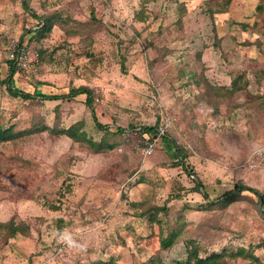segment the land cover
Returning <instances> with one entry per match:
<instances>
[{
	"label": "rangeland",
	"instance_id": "374dc122",
	"mask_svg": "<svg viewBox=\"0 0 264 264\" xmlns=\"http://www.w3.org/2000/svg\"><path fill=\"white\" fill-rule=\"evenodd\" d=\"M26 2L0 0V223L23 228L0 231V264H175L190 240L221 253L208 264H264L259 197L207 203L264 191V0ZM14 38L40 60L5 81ZM81 86L93 107L68 96ZM162 115L169 137L144 157L140 129Z\"/></svg>",
	"mask_w": 264,
	"mask_h": 264
},
{
	"label": "trees",
	"instance_id": "16d2710c",
	"mask_svg": "<svg viewBox=\"0 0 264 264\" xmlns=\"http://www.w3.org/2000/svg\"><path fill=\"white\" fill-rule=\"evenodd\" d=\"M25 4L27 5L26 0H24ZM45 25V22L43 19H41L38 24L36 25L37 27H34L33 30L35 31H42L43 26ZM33 37V36H32ZM32 40V38H30ZM11 61V66H12V73L9 75V78L5 81H8L10 79H12V74L14 73V68H17L16 63L14 62V60H10ZM4 81V82H5ZM240 81V79H239ZM13 82V81H12ZM9 86H8V90L12 95L15 96H22L23 98H33L35 95H38L42 98H55V99H59L60 95L57 94H46V93H42L41 92V84L39 83L36 86V90L35 93H31V92H27L24 90H20L17 87L12 86L10 83V81L8 82ZM239 85H241V83H239ZM82 94L85 93L86 94V104L93 107L94 106V97L92 96V90L88 87H76V88H72L70 90V93L68 94V96H75L78 94ZM66 96V94H65ZM158 125V124H157ZM157 125H153V126H146V127H142L140 129V134L143 138L146 137H150L153 135V133L155 132V129L157 127ZM76 126V125H75ZM74 130V127L72 128ZM118 131L121 132L123 131V128L119 127ZM1 135V134H0ZM169 137V130L166 132L164 138H168ZM176 143V142H175ZM177 145V144H176ZM107 146L108 148H112V144H107V145H103L100 143V147H104ZM178 153H179V157L180 159H178L177 161H175L173 163V165L178 166V165H182L184 167V170L191 176L192 174H195L192 168H189L188 165H186V152L184 151L183 148H181L180 146H178L177 148ZM194 186H192L189 191H193V192H203V194L208 198V194L206 193L207 191L205 190V185L202 182V180L200 179H194ZM243 191H249L252 192L253 194H255L256 196L259 197V203L261 202V197H264V191H260L258 188L256 187H251L248 186L246 184L243 183H236L234 188L227 191L226 193H224L222 196H219L217 199L215 200H210L208 198V202L209 205H217L219 206V208L221 207H226L228 206L232 201H235L236 199H238V197L241 196ZM22 226H16L14 224V221L11 222H1L0 223V231L2 230H6L8 233H10V235H14V233L18 232V231H22ZM178 236V232H176L175 234L169 236L166 240H163V246L164 247H170L173 245V243L175 242V240L173 239V237ZM187 258L185 260H177L175 262V264H208L209 261H218L220 258L221 253H213L211 254L207 259H204L200 256L199 254V246L197 245L196 240H190V242L187 244ZM239 254H242L241 252H237V253H233L231 254L232 257H237ZM250 256L253 255L252 253L249 254ZM102 264H117L114 260H108L106 262H103Z\"/></svg>",
	"mask_w": 264,
	"mask_h": 264
},
{
	"label": "built area",
	"instance_id": "2783aa9c",
	"mask_svg": "<svg viewBox=\"0 0 264 264\" xmlns=\"http://www.w3.org/2000/svg\"><path fill=\"white\" fill-rule=\"evenodd\" d=\"M10 57L22 68H35L39 64V52L30 48L27 44H22L18 39L11 41ZM174 120L168 115H162L160 123L157 125L152 136L140 139L138 146L144 157L154 154L158 144L164 138L166 132L172 127ZM264 159V158H263Z\"/></svg>",
	"mask_w": 264,
	"mask_h": 264
},
{
	"label": "clouds",
	"instance_id": "9594fccd",
	"mask_svg": "<svg viewBox=\"0 0 264 264\" xmlns=\"http://www.w3.org/2000/svg\"><path fill=\"white\" fill-rule=\"evenodd\" d=\"M61 239L67 242L69 245H72L74 243L70 235H63Z\"/></svg>",
	"mask_w": 264,
	"mask_h": 264
},
{
	"label": "water",
	"instance_id": "95a60500",
	"mask_svg": "<svg viewBox=\"0 0 264 264\" xmlns=\"http://www.w3.org/2000/svg\"><path fill=\"white\" fill-rule=\"evenodd\" d=\"M261 205L264 207V197H261Z\"/></svg>",
	"mask_w": 264,
	"mask_h": 264
}]
</instances>
